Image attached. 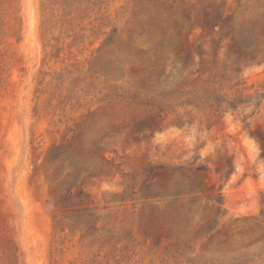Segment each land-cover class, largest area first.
<instances>
[{
  "label": "rangeland",
  "instance_id": "obj_1",
  "mask_svg": "<svg viewBox=\"0 0 264 264\" xmlns=\"http://www.w3.org/2000/svg\"><path fill=\"white\" fill-rule=\"evenodd\" d=\"M183 80L264 94V0H0V264H264V99Z\"/></svg>",
  "mask_w": 264,
  "mask_h": 264
},
{
  "label": "trees",
  "instance_id": "obj_2",
  "mask_svg": "<svg viewBox=\"0 0 264 264\" xmlns=\"http://www.w3.org/2000/svg\"><path fill=\"white\" fill-rule=\"evenodd\" d=\"M215 19H201V23L206 31H211L217 25H221V31L225 32L228 29L229 20L222 19L219 14L214 17ZM250 39L249 45L254 46L255 52L258 54H262L263 52L258 48L255 41H251ZM201 58L203 57V53H199ZM250 60H253L252 53L249 56ZM242 70L239 67L234 68V72L239 74ZM186 81H180L175 84V88L173 90L165 93L167 96H177V98L183 99L186 96H193L192 99L185 100L180 105H190L194 106L197 109L201 107H208L213 113L216 114H226V113H236L238 111H244L248 108H253L254 111L261 106V103L264 99V94H258L256 96H229L226 93H211L205 92L200 95L197 91H186L185 89ZM143 127L151 128V125H143ZM102 151L101 147H97L94 151L95 154H99ZM75 155L72 151L65 149V147H54L51 152L49 159L55 161H71V166L75 170V175L77 178H80L85 171V165H83L79 160H75ZM197 171L203 172L206 171V168L203 166H198L196 168ZM225 215L223 197L220 195L217 205L214 209L213 215L209 217L208 221L200 228L198 234L201 237H206L210 235L218 225L219 219Z\"/></svg>",
  "mask_w": 264,
  "mask_h": 264
}]
</instances>
